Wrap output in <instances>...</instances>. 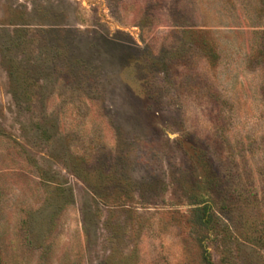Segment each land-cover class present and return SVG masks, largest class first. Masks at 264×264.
I'll return each instance as SVG.
<instances>
[{"label":"rangeland","instance_id":"rangeland-1","mask_svg":"<svg viewBox=\"0 0 264 264\" xmlns=\"http://www.w3.org/2000/svg\"><path fill=\"white\" fill-rule=\"evenodd\" d=\"M0 264H264V0H0Z\"/></svg>","mask_w":264,"mask_h":264}]
</instances>
